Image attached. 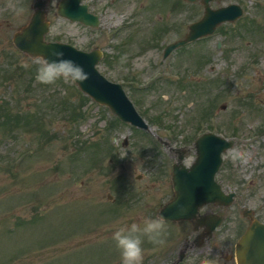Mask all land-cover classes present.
I'll list each match as a JSON object with an SVG mask.
<instances>
[{
  "label": "rangeland",
  "instance_id": "374dc122",
  "mask_svg": "<svg viewBox=\"0 0 264 264\" xmlns=\"http://www.w3.org/2000/svg\"><path fill=\"white\" fill-rule=\"evenodd\" d=\"M107 1L98 0L95 5L101 20L97 30L70 24L52 11L46 39L86 51L100 48L110 61L100 62L98 69L115 82L134 76L143 87L159 77L173 80L158 79L152 89L138 95L129 91L127 81L122 83L132 101H138V112L142 116L141 111L147 112L143 118L150 132L145 134L116 123L106 108L83 98L71 82H37L31 60L11 42L13 32L29 20L32 0H0V82H10L0 85V101L9 103L11 114L30 115L32 121L26 125L36 131H0V264H10L15 250L28 255H19L11 264H119L113 225L142 223L144 216L156 215L171 195L170 158L156 136L181 146L187 121L200 110L206 117L211 111L206 127L236 141L225 153V165L218 174L225 189L237 191L239 205L230 216L245 225L241 212L249 207L264 221V18L257 14L264 9V0H241L242 17L221 30L230 28L235 37L216 32L161 65L163 47L184 35L188 24L200 17V6L183 8L181 0H122L107 8ZM178 1L179 8L175 7ZM220 39L223 45L216 50ZM112 50L121 52L116 61ZM199 50L204 64L194 70V59L185 58L198 57ZM253 54L257 58L251 59ZM183 86L187 89L181 90ZM198 89L207 96H198L202 91ZM221 104L225 109H220ZM160 115L162 119L156 121ZM22 122L11 124L10 129H19ZM167 128L179 137H170ZM190 128L193 131L192 122ZM110 148L113 159L108 156ZM234 148L243 149L244 158L233 160ZM107 194L112 197L108 199ZM41 212L44 223L36 221L38 228L18 219H33ZM15 220L16 227L10 231ZM180 227L172 228L176 244L184 234ZM43 238L47 241L41 258L45 259L40 261L29 254L43 250L31 249ZM147 248L144 258L153 257L157 245L152 252Z\"/></svg>",
  "mask_w": 264,
  "mask_h": 264
},
{
  "label": "water",
  "instance_id": "95a60500",
  "mask_svg": "<svg viewBox=\"0 0 264 264\" xmlns=\"http://www.w3.org/2000/svg\"><path fill=\"white\" fill-rule=\"evenodd\" d=\"M81 8H83V11L81 13H84L85 7H81ZM208 13H209V9L207 8L205 18H203V20H201L200 23L195 24L193 28L199 25H204L203 22L206 21ZM76 19L85 20L83 16H78L76 17ZM208 28L206 29V31H209ZM45 30H46V26L45 24L44 25L42 24V12L37 11L33 16L30 24L15 35L14 41L16 42L18 47L27 54L29 53L34 54L35 52H39V51H43L46 54L57 49L62 50L65 56L72 58L77 63L82 65L84 71L88 73V76L85 80L77 82V84L84 92L89 93L96 100L100 102L109 104L112 107L113 111L118 113L120 117L130 120L134 123H138V119L135 117L136 115L132 111L129 102L126 101V99L123 97L119 87L110 86L105 81V79L102 76H100L94 69V64L97 61L99 55L97 53H90V54L81 53L69 46L62 44L45 43L42 40L43 33L45 32ZM190 35H192L191 32L187 36L188 39L190 38ZM176 189H177V194L174 197L173 201L167 204L163 208L162 212H166V213L178 212L179 214L175 217H173L171 213L169 214L170 217L177 219H184L185 217H188L189 213L196 210L198 206H200L205 202L206 196L208 195V193L202 194V193L186 192L185 187H181L180 185L179 187H176ZM255 226H260V225H256V223L252 224V227ZM249 235L252 236L253 234L249 232L247 236L243 238L241 242L242 246L244 243L247 242V238L249 237ZM251 251H253L252 257L255 259L256 264H264V260H261L262 259L261 254L264 253L260 252V251H264V242L263 241L257 242L252 247ZM239 262L240 264H246V262L248 261L240 260Z\"/></svg>",
  "mask_w": 264,
  "mask_h": 264
},
{
  "label": "clouds",
  "instance_id": "9594fccd",
  "mask_svg": "<svg viewBox=\"0 0 264 264\" xmlns=\"http://www.w3.org/2000/svg\"><path fill=\"white\" fill-rule=\"evenodd\" d=\"M31 64L35 68V80L41 84L56 85L58 82H79L85 80L88 73L83 66L62 50L50 53L43 51L29 53ZM26 67L28 64L25 65ZM245 152L241 148H234L231 153L233 160L242 159ZM168 235L165 218L162 215H146L142 223L135 221L119 222L113 225L112 240L119 252V264H143L144 242L162 245ZM199 264H213L208 257L201 258Z\"/></svg>",
  "mask_w": 264,
  "mask_h": 264
},
{
  "label": "flooded vegetation",
  "instance_id": "af4514ba",
  "mask_svg": "<svg viewBox=\"0 0 264 264\" xmlns=\"http://www.w3.org/2000/svg\"><path fill=\"white\" fill-rule=\"evenodd\" d=\"M209 211L203 210L201 214L206 215ZM200 220H195L189 223V228L193 233L196 229V240L193 243H183L180 249L186 248L184 255L186 256V261L183 264H199V260L204 257H208L212 262H217V264H235L233 261V250L231 248L224 249L222 243L217 241L215 238L211 241L213 237L208 238L207 233L203 234L205 227L210 224V222H203V226L200 228ZM203 234V235H202ZM199 244L200 246H195L194 244ZM171 244H167L165 248L156 249L152 254L151 264H168L174 257V248L169 249ZM179 249V250H180ZM227 253V254H225Z\"/></svg>",
  "mask_w": 264,
  "mask_h": 264
}]
</instances>
